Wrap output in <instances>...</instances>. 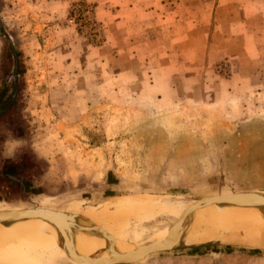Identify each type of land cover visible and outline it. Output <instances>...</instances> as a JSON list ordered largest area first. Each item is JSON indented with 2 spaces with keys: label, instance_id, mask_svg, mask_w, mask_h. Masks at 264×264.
I'll use <instances>...</instances> for the list:
<instances>
[{
  "label": "rangeland",
  "instance_id": "1",
  "mask_svg": "<svg viewBox=\"0 0 264 264\" xmlns=\"http://www.w3.org/2000/svg\"><path fill=\"white\" fill-rule=\"evenodd\" d=\"M246 191L264 193V0H0V211ZM160 212L122 216L116 246L181 219ZM249 233L122 264H264Z\"/></svg>",
  "mask_w": 264,
  "mask_h": 264
},
{
  "label": "bare ground",
  "instance_id": "2",
  "mask_svg": "<svg viewBox=\"0 0 264 264\" xmlns=\"http://www.w3.org/2000/svg\"><path fill=\"white\" fill-rule=\"evenodd\" d=\"M165 197L188 200L182 196L167 195ZM148 198L161 199L153 195L148 196ZM202 204L203 201L195 207H189L187 203L178 206L173 201H164L157 205L141 206L134 209L125 203L121 213L108 211L88 214L79 212L81 217L78 218V224H69V227L48 221H46L48 224L34 223L29 219L9 224L0 222V260L11 257L14 264H99L113 258L112 240L98 232L90 231L83 224L85 219L89 220V223H94L104 229L114 239L117 236L118 228L121 226L120 218L122 216L129 213L141 218L159 211L177 214L181 216V219L169 227V230L153 237L152 241L147 244H128V247L116 246L115 244L113 249L121 254L128 252L136 254L142 249V246L150 245L159 240L163 241L177 229H183L185 225L186 232L182 236L183 243L216 240L221 231V235L225 233L227 235L233 233L234 235L240 231L247 233L249 229H253L256 234L252 233L251 236L249 233V238L246 237V241L264 246L263 205L238 200H232L223 205L213 203L203 206ZM102 223L104 226H101ZM199 225L205 227L204 233L201 228L202 234L198 230ZM192 229L195 232L193 235ZM239 239L242 240L240 237Z\"/></svg>",
  "mask_w": 264,
  "mask_h": 264
},
{
  "label": "water",
  "instance_id": "3",
  "mask_svg": "<svg viewBox=\"0 0 264 264\" xmlns=\"http://www.w3.org/2000/svg\"><path fill=\"white\" fill-rule=\"evenodd\" d=\"M12 178L19 180L16 176L10 175ZM232 200H238L242 202H247L251 204H259L264 206V193L255 192V191H246L230 194H220L216 196L203 197V206L208 204H217L222 205L228 203ZM81 217L78 213H74L68 210L55 209V208H44V207H34V208H25V209H15V210H6L0 211V222L3 223H15L22 220H28L32 218H41L48 222L60 224V225H69V224H78V218ZM87 225V228L92 232H98L107 238H110L112 241V253L113 258L99 264H122V263H135L144 260L148 255L174 250L183 246H202L209 245L213 242L202 243V244H185L182 242V236L186 232V229L179 228L172 234H170L165 240L153 242L150 245L142 246V249L136 254L130 252L121 254L115 249V240L101 227L95 225L94 223H89V220H84V223ZM226 242V241H220ZM230 243V242H229Z\"/></svg>",
  "mask_w": 264,
  "mask_h": 264
},
{
  "label": "crops",
  "instance_id": "4",
  "mask_svg": "<svg viewBox=\"0 0 264 264\" xmlns=\"http://www.w3.org/2000/svg\"><path fill=\"white\" fill-rule=\"evenodd\" d=\"M44 208H52V207H44Z\"/></svg>",
  "mask_w": 264,
  "mask_h": 264
}]
</instances>
